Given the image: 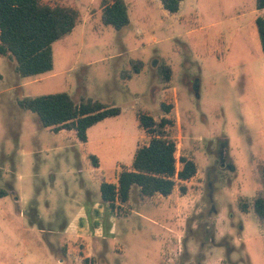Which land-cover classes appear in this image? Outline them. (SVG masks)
<instances>
[{
	"label": "rangeland",
	"instance_id": "rangeland-1",
	"mask_svg": "<svg viewBox=\"0 0 264 264\" xmlns=\"http://www.w3.org/2000/svg\"><path fill=\"white\" fill-rule=\"evenodd\" d=\"M40 1L74 9L78 22L53 42L46 73L22 77L0 55V264H264L253 208L264 196L257 0H183L176 13L125 0L130 24L120 30L103 22L112 0ZM63 91L122 112L82 143L19 105ZM140 113L171 119L178 168L187 157L197 172L169 196L135 185L112 205L101 183H116L150 140Z\"/></svg>",
	"mask_w": 264,
	"mask_h": 264
},
{
	"label": "trees",
	"instance_id": "trees-1",
	"mask_svg": "<svg viewBox=\"0 0 264 264\" xmlns=\"http://www.w3.org/2000/svg\"><path fill=\"white\" fill-rule=\"evenodd\" d=\"M160 1L168 12L176 13L183 0ZM257 8H264V0H257ZM77 22V11L69 7L52 6L40 0H0V55L14 58L16 70L22 77L46 73L53 67V42L70 33ZM103 22L117 30L130 24L125 0L106 3ZM255 22L264 54V16L257 17ZM19 105L36 113L44 127H53L55 131L75 130L82 142L88 141V130L92 126L122 112L119 106L106 105L98 99L77 102L66 91L26 96L19 100ZM164 108L170 111V107ZM138 119L140 126L150 134V140L137 148L132 167L123 169L116 183H101L102 199L112 205L116 200L128 201L135 185L144 196L157 193L169 196L179 182L189 180L197 172L195 161L187 157L179 158L182 167L178 168L177 144L166 131L172 123L169 117L157 121L151 115L140 113ZM262 177L264 181V168ZM180 188L186 191L184 185ZM5 194L6 191L0 189V197ZM253 208L264 223V196L254 200Z\"/></svg>",
	"mask_w": 264,
	"mask_h": 264
},
{
	"label": "crops",
	"instance_id": "crops-1",
	"mask_svg": "<svg viewBox=\"0 0 264 264\" xmlns=\"http://www.w3.org/2000/svg\"><path fill=\"white\" fill-rule=\"evenodd\" d=\"M262 9L264 10V8H262ZM258 10H261V9H258V8H257V11H258ZM261 16H263V15H261ZM31 97H32V96H31ZM82 143H86V142H82Z\"/></svg>",
	"mask_w": 264,
	"mask_h": 264
},
{
	"label": "water",
	"instance_id": "water-1",
	"mask_svg": "<svg viewBox=\"0 0 264 264\" xmlns=\"http://www.w3.org/2000/svg\"><path fill=\"white\" fill-rule=\"evenodd\" d=\"M230 170H234V166H230Z\"/></svg>",
	"mask_w": 264,
	"mask_h": 264
},
{
	"label": "flooded vegetation",
	"instance_id": "flooded-vegetation-1",
	"mask_svg": "<svg viewBox=\"0 0 264 264\" xmlns=\"http://www.w3.org/2000/svg\"><path fill=\"white\" fill-rule=\"evenodd\" d=\"M221 160L223 161L224 159H223V158H221Z\"/></svg>",
	"mask_w": 264,
	"mask_h": 264
}]
</instances>
